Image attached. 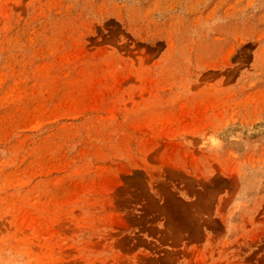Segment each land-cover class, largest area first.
Wrapping results in <instances>:
<instances>
[{
  "label": "rangeland",
  "instance_id": "374dc122",
  "mask_svg": "<svg viewBox=\"0 0 264 264\" xmlns=\"http://www.w3.org/2000/svg\"><path fill=\"white\" fill-rule=\"evenodd\" d=\"M0 264H264V0H0Z\"/></svg>",
  "mask_w": 264,
  "mask_h": 264
}]
</instances>
